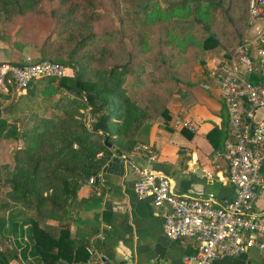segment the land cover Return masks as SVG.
Returning <instances> with one entry per match:
<instances>
[{"label": "trees", "instance_id": "1", "mask_svg": "<svg viewBox=\"0 0 264 264\" xmlns=\"http://www.w3.org/2000/svg\"><path fill=\"white\" fill-rule=\"evenodd\" d=\"M249 2L173 0L164 6L155 0L143 7L142 21L135 17L129 27L106 31L101 0H0L5 30H20L15 47H31L40 60L65 67L60 78L30 82L8 106L3 103L11 94H0V138L17 143L12 171L0 173V264L18 254L6 233L18 239L24 225L29 244L21 256L28 262L79 261L87 245L70 237L73 213L82 205L79 188L114 156L129 154L156 120L169 119L168 102L192 86L203 52L218 48L226 60L248 38ZM16 115L21 131L9 122ZM87 115L94 119L89 126ZM213 134L207 135L217 147Z\"/></svg>", "mask_w": 264, "mask_h": 264}, {"label": "crops", "instance_id": "2", "mask_svg": "<svg viewBox=\"0 0 264 264\" xmlns=\"http://www.w3.org/2000/svg\"><path fill=\"white\" fill-rule=\"evenodd\" d=\"M262 28L263 22L255 21L249 26L248 37L258 34ZM222 55L218 48L203 52L206 73L203 67L195 66L192 86L185 87L167 104L169 119L156 120L129 154L114 156L118 160L112 161L113 157L106 164L95 184L86 182L79 188L77 197L82 205L73 213L70 237L87 246L79 261L72 264H124L128 261L184 264V255L195 251L194 240L166 237L162 229L164 211L154 207L151 197L140 199L137 196L135 182L142 170L165 173L179 194L197 196L213 192L220 199L234 197V188L227 180L228 162L224 156L231 129L219 83L212 76V71L223 60ZM177 117L190 120L195 130L177 126ZM9 122L19 125L15 120ZM213 130L212 140L217 147L207 135ZM13 141L16 143L12 138H0V152L2 146L12 151ZM122 155L126 156L125 160ZM5 169L6 175L12 171L13 164ZM255 206L264 211V191ZM22 230L25 233L18 239L6 233L7 242L18 252L10 264H37L21 256L22 248L29 244L27 226ZM212 264H264V249H250L239 256L216 259Z\"/></svg>", "mask_w": 264, "mask_h": 264}, {"label": "built area", "instance_id": "3", "mask_svg": "<svg viewBox=\"0 0 264 264\" xmlns=\"http://www.w3.org/2000/svg\"><path fill=\"white\" fill-rule=\"evenodd\" d=\"M258 20L264 24V0H250L249 26ZM64 71L63 64L51 60L0 62V94L12 90L24 94L30 82L48 76L60 78ZM253 75L260 78L259 82L251 80ZM212 76L219 83L231 129L224 156L234 197L220 199L213 192L179 194L172 179L158 170L140 171L135 182L137 196L151 197L154 207L164 211L162 229L166 237L195 241V251L184 255V264H212L250 249H264V211L255 206L264 191V28L234 46L231 56L218 64ZM93 121L87 115V125ZM175 124L195 130L188 119L177 117ZM101 177V172L93 175L88 183L95 184Z\"/></svg>", "mask_w": 264, "mask_h": 264}, {"label": "rangeland", "instance_id": "4", "mask_svg": "<svg viewBox=\"0 0 264 264\" xmlns=\"http://www.w3.org/2000/svg\"><path fill=\"white\" fill-rule=\"evenodd\" d=\"M154 1L155 0H101V2L103 3V8L105 9L104 10L98 9V10L106 13L109 18L105 19V17H103L100 27L106 31H113V29L119 31L121 25L125 27L131 26V21H132L131 19H135V17L137 20L139 19V21H142L143 9H144L143 7L148 4L150 5ZM159 1L162 2L164 6H167L168 3L172 2L173 0H159ZM115 5L117 11L114 10ZM121 18L124 19V23H121ZM173 25L174 28L176 29L178 28V26H180L179 23ZM105 27L107 29H105ZM19 34H20V30L18 29L12 32L6 31L2 23L0 22V62L41 61L40 55L35 49L31 47H24L17 49L15 47L14 41L19 37ZM113 50L115 55L119 57V46H115ZM34 51L36 54L34 53ZM8 94H11L10 100L5 101L3 103V107L8 106L18 97L23 95V94L18 95L13 90L10 91ZM15 117L17 118L19 123V125L17 126L22 129V123L20 122L22 116L16 115ZM14 118H10V120H14ZM12 144L13 147L14 146L16 147L17 145L14 141L12 142ZM14 149L12 151H9V148H6L5 146H2L1 148L2 151L0 152V166L2 167V169L0 173L2 176H4L5 173L7 172V169L5 168H7V166H9L11 163L13 164L12 156Z\"/></svg>", "mask_w": 264, "mask_h": 264}, {"label": "water", "instance_id": "5", "mask_svg": "<svg viewBox=\"0 0 264 264\" xmlns=\"http://www.w3.org/2000/svg\"><path fill=\"white\" fill-rule=\"evenodd\" d=\"M105 144H108V143H107V140H105ZM110 147L113 148V146H112L111 144H110ZM117 160H118L117 157H114V158L112 159V161H117ZM110 164H111V163H109L108 166H110ZM108 166H107V167H108Z\"/></svg>", "mask_w": 264, "mask_h": 264}]
</instances>
